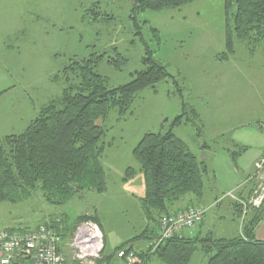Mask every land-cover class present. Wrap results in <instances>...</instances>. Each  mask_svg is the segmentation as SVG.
Segmentation results:
<instances>
[{"label": "rangeland", "instance_id": "1", "mask_svg": "<svg viewBox=\"0 0 264 264\" xmlns=\"http://www.w3.org/2000/svg\"><path fill=\"white\" fill-rule=\"evenodd\" d=\"M134 3L135 0H0V136L23 132L44 105L60 96L64 86L61 71L71 59L103 54L97 72L110 86H118L130 81L133 73L142 68L146 43L170 74L154 88L138 92L125 116L119 117L112 109L98 121L105 130L99 141L105 146L100 158L105 192L85 190L62 205L46 202L39 190L18 203L0 202V229L34 228L52 219L76 225L77 216L96 214L102 229L94 223L101 231L102 245L105 243L99 257L112 254L118 244L140 233L146 225L140 205L143 177L131 154L145 133L166 131L172 120L185 112L183 120L186 116L190 120L175 126L173 133L199 160L209 162L206 152L211 156L224 148L236 149L230 144L240 128L251 126L264 131V42L233 39L232 53L220 58L226 51L224 0H195L179 8L136 12L137 29L131 19ZM152 29L158 31L159 42ZM117 54L126 60L120 70L107 62ZM192 108L198 112L199 120L192 115ZM205 145L208 148L202 149ZM263 155L264 148L247 175L252 174ZM130 166L136 172L124 183L121 178ZM205 180L210 187L211 175L204 174ZM260 181L251 183L255 186ZM228 201L231 200L223 201L221 209L212 208L207 218L227 216ZM241 204L245 206L243 199ZM253 206L259 208L261 204ZM203 207L196 226L207 211L208 207ZM242 213L246 215L247 211ZM226 225L237 227L230 221ZM131 244L143 250L148 246L145 240ZM117 253L109 264H125ZM205 261L197 250L188 264ZM66 264L76 263L67 259ZM145 264L163 263L151 257Z\"/></svg>", "mask_w": 264, "mask_h": 264}, {"label": "trees", "instance_id": "2", "mask_svg": "<svg viewBox=\"0 0 264 264\" xmlns=\"http://www.w3.org/2000/svg\"><path fill=\"white\" fill-rule=\"evenodd\" d=\"M193 1L135 0L131 15L133 25L136 29L139 25L136 12L179 8ZM223 8L226 51L220 58H227L232 53L233 39L264 42V0H224ZM152 33L159 42L158 31L152 29ZM153 53L154 49L144 43L142 68L133 73L130 81L118 86H110L97 72L103 54L71 59L61 71L64 86L60 96L44 105L23 132L0 136V202L18 203L39 190L46 202L62 205L85 190L105 192V172L100 162L105 146L99 144L105 130L98 121L105 119L112 109L119 117L125 116L138 92L154 88L170 77ZM107 62L120 70L126 60L117 54ZM57 78L54 75V80ZM191 113L199 120L195 108ZM184 114L177 115L164 132L145 133L133 147L131 154L144 182L140 205L146 225L140 233L118 244L114 253L101 256L96 264H109L120 250L135 255L139 260L135 264H145L151 257H157L163 264H188L197 250L205 256V264H264V240L255 238V228L264 216V199L259 208L250 203L255 188L251 183L253 180L248 179L250 175L244 182L248 185L247 195L235 197L233 193L230 196L235 199L234 213L240 219L237 236L215 237L208 233L190 237L176 233L153 249L152 243L159 234L160 216L178 211L173 210L172 205L185 195L200 199L204 191L203 175L208 172L205 160H199L185 141L173 133L175 126L190 120L189 116L183 120ZM230 145L236 149H225L236 163L246 147ZM205 147L208 148L205 145L202 149ZM135 172L134 167H127L121 181H129ZM246 211V215L242 213ZM60 220L59 225L60 222L53 219L43 224L58 233L63 241L82 221L99 224L97 216L91 214L76 217V225ZM139 240L147 241L146 250L133 248L131 243ZM19 264L30 263L22 259Z\"/></svg>", "mask_w": 264, "mask_h": 264}, {"label": "built area", "instance_id": "3", "mask_svg": "<svg viewBox=\"0 0 264 264\" xmlns=\"http://www.w3.org/2000/svg\"><path fill=\"white\" fill-rule=\"evenodd\" d=\"M249 179L254 182L263 179L259 185H255L250 200L256 206L264 199V155L255 163ZM203 213L202 205H189L161 215L159 234L152 243L153 249L172 235L195 227ZM56 221L60 222L58 219ZM102 246L101 231L91 220L78 223L71 236L64 241L44 224L34 228L0 229V264H19L22 259L30 264H66L67 259L76 264H94L100 258L98 253ZM117 255L125 264L139 263L138 258L131 253L120 251Z\"/></svg>", "mask_w": 264, "mask_h": 264}, {"label": "crops", "instance_id": "4", "mask_svg": "<svg viewBox=\"0 0 264 264\" xmlns=\"http://www.w3.org/2000/svg\"><path fill=\"white\" fill-rule=\"evenodd\" d=\"M232 143L246 147L245 151L243 153L241 152V154L237 157L236 163H233L229 152L225 148L221 151L213 152L211 156H209L206 152L205 159L209 157V162L206 161L208 169L206 175H211L212 185L208 187L205 180L203 195L200 199L195 198L191 194H187L182 197L181 200L172 205L173 210L183 209L185 206H189L195 202L208 207L204 215V219L198 226L186 229L180 234L193 237L204 236L211 233L215 237L226 238L235 237L239 234L240 219L237 218L234 213L235 209L233 203L235 202V199L233 197L231 198L229 193L231 195L234 193L233 196L235 197H244L247 195L248 185L244 183V179L246 178V175L250 173L253 163L262 153L264 148V131L251 126L242 127L234 132ZM242 172H245V177L243 179ZM225 199L231 200L227 203L229 206L227 208V216L207 218V215L212 208L218 207L221 209L223 207V201ZM85 214H87V212ZM94 215L97 216L96 214ZM97 218L99 226L102 229L99 216H97ZM228 221L235 223L237 227L226 225V222ZM221 225H223V227H221ZM230 226H232L233 229H230ZM255 238L257 240H264V216L255 228ZM103 247L105 249V243H103ZM107 255L110 254L103 253L102 257Z\"/></svg>", "mask_w": 264, "mask_h": 264}]
</instances>
